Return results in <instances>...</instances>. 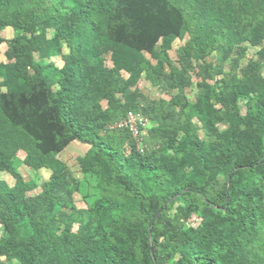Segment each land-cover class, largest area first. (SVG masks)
<instances>
[{"label": "trees", "instance_id": "1", "mask_svg": "<svg viewBox=\"0 0 264 264\" xmlns=\"http://www.w3.org/2000/svg\"><path fill=\"white\" fill-rule=\"evenodd\" d=\"M257 1L0 0V172L16 181L0 180V264H264V83L253 61L232 77L245 43L264 59ZM186 34L177 67L168 52ZM213 50L222 57L202 70L195 102L181 91L165 107L131 91L142 67L162 92L184 90ZM145 53L169 72L148 70ZM131 112L151 124L143 152L120 127ZM72 142L89 146L79 164L101 190L87 209L59 159ZM20 151L50 173L42 186L18 172Z\"/></svg>", "mask_w": 264, "mask_h": 264}, {"label": "rangeland", "instance_id": "2", "mask_svg": "<svg viewBox=\"0 0 264 264\" xmlns=\"http://www.w3.org/2000/svg\"><path fill=\"white\" fill-rule=\"evenodd\" d=\"M255 10L261 11L264 9V2L257 1L254 5ZM16 33L13 31V29L8 28L5 31L1 33V36L6 39H12ZM53 36V30L48 31V37L51 38ZM189 39V35L186 34L185 37L182 40H176L171 48L169 49L168 56L170 60L175 64V66L178 67L179 63V51L180 49L185 45L187 40ZM263 46H257L255 42L251 41L248 43H245L242 48L245 49L246 55L245 57L240 61V64L238 66V70L234 71L232 73L233 80H236L238 76L240 75L241 70L246 67L251 61L256 62L259 65V79L264 83V59L260 58L259 52ZM7 50L8 47L4 43L0 46V63H8L7 58ZM68 50L65 47L62 48L61 52L56 55L52 60L56 62V64L61 67L63 65V59L66 56ZM147 64L146 68L152 72H158L160 70L169 72L168 65L166 64V61L162 58V60L153 59L149 54H144ZM221 53L218 51H211L209 54H207L203 59L196 60V64L199 63V66L195 67V70L189 73V76L191 78V84L185 88L184 90H176L172 95H168L164 92H162L157 86H155L150 79L147 76V71L142 67L139 70V76L140 79L138 83L132 87L131 91L135 93L136 95L146 97L147 99L158 102L165 107L169 106L172 102V100L181 93V91L186 95L187 99L191 102H195V96L197 94V86L201 83L202 78V70L206 68L205 66H208L210 64L215 63L217 60L221 59ZM104 61L105 65L111 67L112 61H111V53L104 55ZM231 62L225 63V72L231 74ZM125 78H128V76L125 74ZM221 76L216 77L214 76L209 70L208 73L205 74L206 82L209 85H214L216 83L217 78L219 79ZM125 102H132V99L124 100ZM104 106H106L105 103H103ZM207 109L211 110L214 108H219L220 105H217L214 103V101L211 102ZM242 113H245V108L242 105ZM179 110V109H177ZM181 120L183 122L186 121V117L184 115L181 116ZM149 122V121H148ZM193 124H196L198 128L201 127V124L198 122V120L195 117H192ZM151 127V124L149 123L148 128ZM225 128V126H221ZM200 136L202 138H205L204 133L200 132ZM179 140L182 143L181 148H188L189 147V141L186 139L184 134L182 133L179 136ZM89 150V146L79 143V142H72L59 156V159L64 162L67 166L68 172L72 175V177L78 181V189L74 194V203L79 209H87L89 206L96 200V198L99 196L101 190L97 185L96 180L91 175H85L83 174L79 159L83 157L87 151ZM25 159V153L20 151L18 154V159L16 162V167L18 172L23 176L24 180L29 183H36L38 186H42L43 183H45L49 177L50 173L45 170H33L27 165L24 164ZM0 180L4 181L8 186L13 187L16 183L15 179L7 174L0 172ZM41 192V189H38L36 191L28 193L29 196H35ZM180 205V203H175L173 205V208L171 210V214L176 212V209ZM199 223V220H197L195 217H192L190 220V225L197 226ZM77 225L74 226V231L77 230Z\"/></svg>", "mask_w": 264, "mask_h": 264}, {"label": "built area", "instance_id": "3", "mask_svg": "<svg viewBox=\"0 0 264 264\" xmlns=\"http://www.w3.org/2000/svg\"><path fill=\"white\" fill-rule=\"evenodd\" d=\"M149 122L143 116L129 113L127 119L120 124V127H126L132 135L138 139V147L143 152L142 136L147 134Z\"/></svg>", "mask_w": 264, "mask_h": 264}]
</instances>
